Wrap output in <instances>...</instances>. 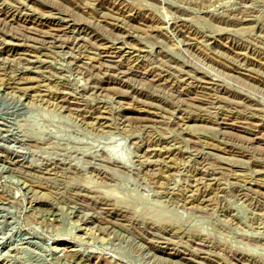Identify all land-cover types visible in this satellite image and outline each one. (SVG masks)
I'll return each instance as SVG.
<instances>
[{
	"label": "rangeland",
	"instance_id": "rangeland-1",
	"mask_svg": "<svg viewBox=\"0 0 264 264\" xmlns=\"http://www.w3.org/2000/svg\"><path fill=\"white\" fill-rule=\"evenodd\" d=\"M0 264H264V0H0Z\"/></svg>",
	"mask_w": 264,
	"mask_h": 264
},
{
	"label": "bare ground",
	"instance_id": "bare-ground-1",
	"mask_svg": "<svg viewBox=\"0 0 264 264\" xmlns=\"http://www.w3.org/2000/svg\"><path fill=\"white\" fill-rule=\"evenodd\" d=\"M230 121V120H229ZM234 124V123H233ZM70 252V251H69ZM71 254H73V253H71Z\"/></svg>",
	"mask_w": 264,
	"mask_h": 264
}]
</instances>
